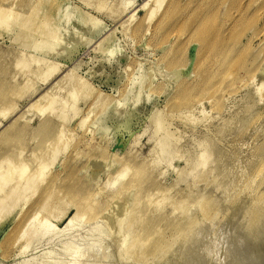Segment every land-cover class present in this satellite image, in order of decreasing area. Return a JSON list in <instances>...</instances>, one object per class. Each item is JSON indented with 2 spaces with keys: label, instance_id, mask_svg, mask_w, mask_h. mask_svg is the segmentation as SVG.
<instances>
[{
  "label": "rangeland",
  "instance_id": "1",
  "mask_svg": "<svg viewBox=\"0 0 264 264\" xmlns=\"http://www.w3.org/2000/svg\"><path fill=\"white\" fill-rule=\"evenodd\" d=\"M157 5L0 0V264H264V0Z\"/></svg>",
  "mask_w": 264,
  "mask_h": 264
},
{
  "label": "bare ground",
  "instance_id": "2",
  "mask_svg": "<svg viewBox=\"0 0 264 264\" xmlns=\"http://www.w3.org/2000/svg\"><path fill=\"white\" fill-rule=\"evenodd\" d=\"M158 1V5L154 8V9H152V11H150L151 12V14H150V18L149 19H152L153 17H154V15L156 14V11H158V9L161 7V5H162V3H163V1L164 0H157ZM60 2H63V1H60ZM35 5V4H34ZM24 9V8H23ZM60 12V11H59ZM11 13V12H10ZM56 13V12H55ZM4 16V15H3ZM57 16V15H56ZM176 35V34H175ZM176 37V36H175ZM53 41V40H52ZM209 45V44H208ZM219 64V63H218ZM217 64V65H218ZM226 74V73H225ZM229 75V74H228ZM232 75V74H231ZM230 75V76H231ZM223 77H224V75H223ZM228 77V76H227ZM227 77H226V79H225V81L227 80ZM232 77H234L233 75H232ZM231 78V77H230ZM200 79V78H199ZM222 80V79H221ZM77 81V80H76ZM219 84V83H218ZM75 91H76V89L74 88L72 91H71V96L73 97L74 95H75ZM181 92H183V95L186 97V94H189L190 92H191V90H190V88L189 87H184L183 89H182V91ZM184 93H186V94H184ZM50 123V122H49ZM58 136H61V132L57 135V137ZM154 139V138H153ZM157 145H158V147L160 148V151L162 152L163 151V149H165L164 148V146L163 145H165L166 146V144H165V142H163V141H158L157 142ZM59 150H61V147L60 148H56V150L53 152V154L49 157L50 159H48L47 160V156L46 157H40V159H39V163L36 165V167L34 168V170H33V172H31V174H29L28 173V171L30 170V166H29V164L28 163H25V162H21V166L19 167V166H17V165H14V166H12V163L10 164V166H9V169H8V171L6 172H3V171H0V209H3V207H4V205H6L7 204V202H8V200L10 199V198H13V197H15V195H20L21 193H23V191H24V189H25V185L28 183V184H33V185H31V187L33 188V191H32V193L33 192H35L36 190L38 191V189H39V187H40V181H39V179L41 178V177H43L44 178V176L43 175H45L46 174V171H48V169L50 168V166L53 164V162L57 159V156H58V154H59ZM21 155H22V153H21ZM39 158V157H38ZM11 157H10V155H7V156H5V157H3L1 160H0V170H1V165L5 162V163H8L9 161L11 162ZM207 160V159H206ZM206 162H208V161H202L201 162V164L202 165H205L206 164ZM126 172H127V169L126 170H124V171H122L121 173H120V175H119V178L118 179H121L120 177H122L123 175L125 176L126 175ZM15 174H17L18 176H16ZM39 175V176H38ZM129 175V174H128ZM123 176V177H124ZM42 178V179H43ZM42 179H41V181H42ZM44 180V179H43ZM54 180V179H53ZM52 180V181H53ZM14 181V183H13V185H11L12 184V182ZM37 181H39V183L37 182ZM38 183L37 185H34L35 183ZM43 182V181H42ZM54 182H55V180H54ZM10 185V187L8 188V190H7V187ZM19 187H21V189L22 190H20V191H18V189H19ZM164 189V188H163ZM119 190V189H118ZM134 190V189H133ZM166 190H168V189H166ZM166 190H165V192H166ZM155 195H156V193H155ZM151 196H153V195H151ZM164 197V196H163ZM164 199V198H163ZM129 201H131L130 199H129ZM128 201V202H129ZM45 202V201H44ZM43 202V204H42V206H41V208H40V212L41 211H43V210H45L46 209V207H47V202L46 203H44ZM128 204H130V203H128ZM126 205H127V203L125 204V208L122 210L123 212L125 211V209H126ZM163 208V207H162ZM38 211V212H39ZM168 211V210H167ZM37 214H39V213H35V214H33L31 217H29L28 219H27V221H26V223H25V226H24V228L26 229V227H30L32 224H33V222L35 221V219H37V217H38V215ZM170 214H172V213H170ZM10 214H5V216H3V218L1 219V221H0V225H1V223L5 220V219H7L8 218V216H9ZM137 215V214H136ZM134 217H136L135 215H133V218ZM139 219H141V218H139ZM138 219V220H139ZM134 220H135V218H134ZM133 221V220H132ZM132 221H130L129 223H127L126 225H127V228L129 227V225H130V223H132ZM135 222V221H134ZM134 222H133V225H134ZM136 223H137V218H136ZM135 223V224H136ZM138 223H139V221H138ZM129 224V225H128ZM132 224H131V227L130 228H126V226H125V228L127 229H124V230H121V232L124 234V236H125V238L127 239L126 240V242H125V245H124V247H125V249H127V248H130V247H136L137 245H140V246H142V247H145L144 245H146L145 244V241H142V237H141V235H142V233L141 232H143V230H140V231H138V229H135L136 227H137V225H135V226H133ZM179 225H181V224H179ZM45 226V225H44ZM184 227L186 226L185 224L183 225ZM182 225L180 226L181 228H184ZM47 227V228H46ZM69 227V226H68ZM41 230H43L44 232H45V234H48V235H51L52 234V226L51 225H46L45 227H43V225H41ZM39 228V229H40ZM25 229H23L22 231V235H21V237H23V236H25V234H26V231H25ZM68 229H70V228H68ZM123 229V228H122ZM41 230H39L40 232H41ZM126 230V231H125ZM134 232H135V234H134ZM19 239V238H18ZM127 244V245H126ZM29 246V245H28ZM163 246V245H162ZM162 247L160 246V247H156V250H155V256H158L157 255V253H161V252H163L162 251V249H161ZM25 250H27V243L24 245V246H22V249H21V253H24L25 252ZM128 251V250H127ZM157 251V252H156ZM126 253V252H125ZM183 253V252H182ZM51 255H49L48 254V257H46V259H47V261L46 262H43V263H41V264H54V263H56V261H57V259H56V257L54 256V255H52V253H50ZM160 255V254H159ZM184 262V261H183ZM187 264H189V263H187Z\"/></svg>",
  "mask_w": 264,
  "mask_h": 264
}]
</instances>
